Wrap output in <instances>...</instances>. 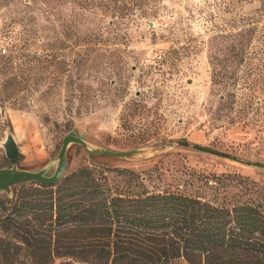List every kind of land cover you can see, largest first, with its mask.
<instances>
[{
  "label": "rangeland",
  "instance_id": "1",
  "mask_svg": "<svg viewBox=\"0 0 264 264\" xmlns=\"http://www.w3.org/2000/svg\"><path fill=\"white\" fill-rule=\"evenodd\" d=\"M12 50L0 169L6 135L17 168L50 173L73 134L142 149L92 161L148 191L264 206V0H0V61ZM88 163L68 147L65 174Z\"/></svg>",
  "mask_w": 264,
  "mask_h": 264
},
{
  "label": "trees",
  "instance_id": "2",
  "mask_svg": "<svg viewBox=\"0 0 264 264\" xmlns=\"http://www.w3.org/2000/svg\"><path fill=\"white\" fill-rule=\"evenodd\" d=\"M88 159L56 184L0 195V264H264L262 204L151 192Z\"/></svg>",
  "mask_w": 264,
  "mask_h": 264
},
{
  "label": "water",
  "instance_id": "3",
  "mask_svg": "<svg viewBox=\"0 0 264 264\" xmlns=\"http://www.w3.org/2000/svg\"><path fill=\"white\" fill-rule=\"evenodd\" d=\"M71 145L79 146L87 155V157L91 158L97 156H106L116 159H123L128 156L143 152L142 149L118 152L109 149L93 147L85 142L81 136L69 134L64 136L61 140V145L53 160V167L50 173H48V166H50L49 164L34 171L21 170L17 168L14 163L8 168H1L0 194H4L7 198H11V189L17 185L35 183L41 186H49L59 182L66 171V151ZM187 146L199 151L215 153L214 151L201 146H192L188 144ZM1 147L7 160L16 159L18 150L13 138L10 135L5 136L1 143Z\"/></svg>",
  "mask_w": 264,
  "mask_h": 264
}]
</instances>
